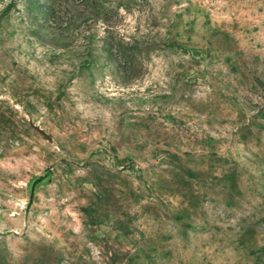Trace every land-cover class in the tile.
<instances>
[{"label":"rangeland","instance_id":"rangeland-1","mask_svg":"<svg viewBox=\"0 0 264 264\" xmlns=\"http://www.w3.org/2000/svg\"><path fill=\"white\" fill-rule=\"evenodd\" d=\"M0 264H264V0H0Z\"/></svg>","mask_w":264,"mask_h":264},{"label":"water","instance_id":"water-1","mask_svg":"<svg viewBox=\"0 0 264 264\" xmlns=\"http://www.w3.org/2000/svg\"><path fill=\"white\" fill-rule=\"evenodd\" d=\"M37 131H38L39 133H41L42 135L48 137L47 134H46L43 130H41L40 128H37Z\"/></svg>","mask_w":264,"mask_h":264}]
</instances>
